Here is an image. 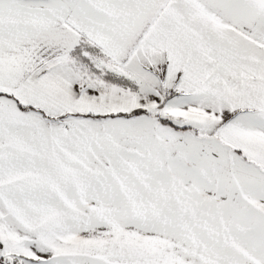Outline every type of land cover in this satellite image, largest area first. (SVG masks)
Listing matches in <instances>:
<instances>
[{"label": "snow or ice", "instance_id": "6c2138e0", "mask_svg": "<svg viewBox=\"0 0 264 264\" xmlns=\"http://www.w3.org/2000/svg\"><path fill=\"white\" fill-rule=\"evenodd\" d=\"M0 264H264V0H0Z\"/></svg>", "mask_w": 264, "mask_h": 264}]
</instances>
